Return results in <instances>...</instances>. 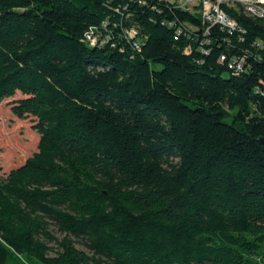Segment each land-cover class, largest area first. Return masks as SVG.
<instances>
[{
	"label": "trees",
	"instance_id": "trees-1",
	"mask_svg": "<svg viewBox=\"0 0 264 264\" xmlns=\"http://www.w3.org/2000/svg\"><path fill=\"white\" fill-rule=\"evenodd\" d=\"M221 9L0 0V102L39 135L0 264H264V20Z\"/></svg>",
	"mask_w": 264,
	"mask_h": 264
},
{
	"label": "rangeland",
	"instance_id": "rangeland-1",
	"mask_svg": "<svg viewBox=\"0 0 264 264\" xmlns=\"http://www.w3.org/2000/svg\"><path fill=\"white\" fill-rule=\"evenodd\" d=\"M224 77H228L225 73ZM22 97L16 93L14 97L0 102V175H7L11 170L21 166L25 160L37 151L39 135L34 129L35 120L31 117L16 118L10 110L13 100ZM53 235L61 239L63 235L53 230ZM76 248L88 253L81 245ZM55 247V246H54ZM50 256L54 252H50Z\"/></svg>",
	"mask_w": 264,
	"mask_h": 264
},
{
	"label": "built area",
	"instance_id": "built-area-1",
	"mask_svg": "<svg viewBox=\"0 0 264 264\" xmlns=\"http://www.w3.org/2000/svg\"><path fill=\"white\" fill-rule=\"evenodd\" d=\"M189 12L201 14L203 20L213 25H219L221 29L234 30L236 25L230 21L221 6L235 8L240 4L245 13L264 20V0H160ZM132 35V34H131ZM87 40L94 45L95 39L87 35Z\"/></svg>",
	"mask_w": 264,
	"mask_h": 264
},
{
	"label": "water",
	"instance_id": "water-1",
	"mask_svg": "<svg viewBox=\"0 0 264 264\" xmlns=\"http://www.w3.org/2000/svg\"><path fill=\"white\" fill-rule=\"evenodd\" d=\"M259 141L264 146V139H260Z\"/></svg>",
	"mask_w": 264,
	"mask_h": 264
}]
</instances>
